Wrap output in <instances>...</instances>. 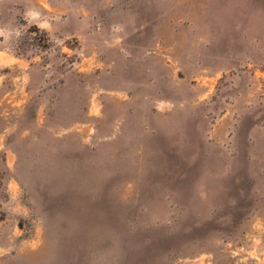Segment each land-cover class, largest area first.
I'll return each mask as SVG.
<instances>
[{
    "label": "rangeland",
    "instance_id": "obj_1",
    "mask_svg": "<svg viewBox=\"0 0 264 264\" xmlns=\"http://www.w3.org/2000/svg\"><path fill=\"white\" fill-rule=\"evenodd\" d=\"M0 264H264V0H0Z\"/></svg>",
    "mask_w": 264,
    "mask_h": 264
}]
</instances>
